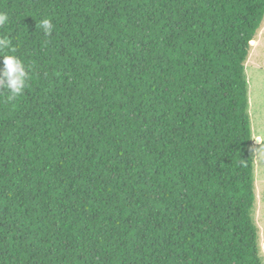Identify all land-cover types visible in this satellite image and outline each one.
Segmentation results:
<instances>
[{
	"label": "trees",
	"instance_id": "obj_1",
	"mask_svg": "<svg viewBox=\"0 0 264 264\" xmlns=\"http://www.w3.org/2000/svg\"><path fill=\"white\" fill-rule=\"evenodd\" d=\"M0 12L32 69L0 91V264H263L246 62L264 0Z\"/></svg>",
	"mask_w": 264,
	"mask_h": 264
},
{
	"label": "rangeland",
	"instance_id": "obj_2",
	"mask_svg": "<svg viewBox=\"0 0 264 264\" xmlns=\"http://www.w3.org/2000/svg\"><path fill=\"white\" fill-rule=\"evenodd\" d=\"M249 90V115L253 142L251 149L255 163L256 201L252 215L258 229L260 257L264 264V23L246 62Z\"/></svg>",
	"mask_w": 264,
	"mask_h": 264
},
{
	"label": "clouds",
	"instance_id": "obj_3",
	"mask_svg": "<svg viewBox=\"0 0 264 264\" xmlns=\"http://www.w3.org/2000/svg\"><path fill=\"white\" fill-rule=\"evenodd\" d=\"M8 22L9 15L0 12V27L5 26ZM40 28L46 36H50L54 25L45 18L40 21ZM0 58H2L0 59V64H2L0 67V91L6 94L5 98L8 101H12L23 95L29 86L32 79V69L14 54V46L8 36H0Z\"/></svg>",
	"mask_w": 264,
	"mask_h": 264
},
{
	"label": "water",
	"instance_id": "obj_4",
	"mask_svg": "<svg viewBox=\"0 0 264 264\" xmlns=\"http://www.w3.org/2000/svg\"><path fill=\"white\" fill-rule=\"evenodd\" d=\"M251 43H254V42H251Z\"/></svg>",
	"mask_w": 264,
	"mask_h": 264
}]
</instances>
